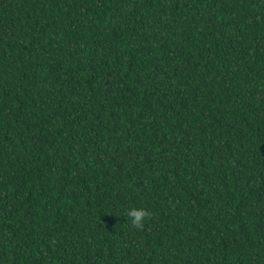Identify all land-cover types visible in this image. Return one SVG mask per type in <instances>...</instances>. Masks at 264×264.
<instances>
[{
  "label": "trees",
  "instance_id": "1",
  "mask_svg": "<svg viewBox=\"0 0 264 264\" xmlns=\"http://www.w3.org/2000/svg\"><path fill=\"white\" fill-rule=\"evenodd\" d=\"M0 264H264V0H0Z\"/></svg>",
  "mask_w": 264,
  "mask_h": 264
},
{
  "label": "clouds",
  "instance_id": "2",
  "mask_svg": "<svg viewBox=\"0 0 264 264\" xmlns=\"http://www.w3.org/2000/svg\"><path fill=\"white\" fill-rule=\"evenodd\" d=\"M128 217L131 220V224L134 228L143 229L144 220L146 218H151V213L146 209H137L135 207L131 208L127 212Z\"/></svg>",
  "mask_w": 264,
  "mask_h": 264
}]
</instances>
